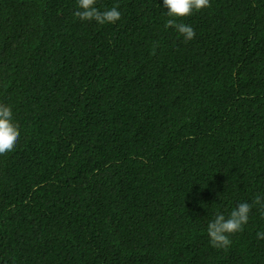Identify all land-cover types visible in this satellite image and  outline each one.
<instances>
[{
	"label": "trees",
	"instance_id": "1",
	"mask_svg": "<svg viewBox=\"0 0 264 264\" xmlns=\"http://www.w3.org/2000/svg\"><path fill=\"white\" fill-rule=\"evenodd\" d=\"M210 4L185 42L163 0H0V264H264V0Z\"/></svg>",
	"mask_w": 264,
	"mask_h": 264
},
{
	"label": "clouds",
	"instance_id": "2",
	"mask_svg": "<svg viewBox=\"0 0 264 264\" xmlns=\"http://www.w3.org/2000/svg\"><path fill=\"white\" fill-rule=\"evenodd\" d=\"M97 0H77V9L74 16L80 21H95L97 24H115L121 19V13L117 6L100 11L96 7ZM168 19L166 28H174L185 42L195 37V30L185 23L179 22L205 8L211 7L210 0H163ZM20 132L18 125L13 123V112L10 106L0 104V156L14 151ZM254 205H259L264 212V198L259 194L254 198ZM253 204L247 202L239 203L233 209L228 218L223 214H217L207 226V234L210 245L216 249H225L230 246V236L243 230L248 223L249 213ZM258 239H264V232L257 233Z\"/></svg>",
	"mask_w": 264,
	"mask_h": 264
}]
</instances>
